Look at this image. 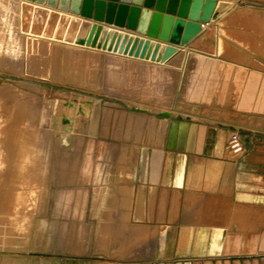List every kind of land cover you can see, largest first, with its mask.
Segmentation results:
<instances>
[{
  "label": "rangeland",
  "instance_id": "rangeland-1",
  "mask_svg": "<svg viewBox=\"0 0 264 264\" xmlns=\"http://www.w3.org/2000/svg\"><path fill=\"white\" fill-rule=\"evenodd\" d=\"M30 6L23 0H0V264H135L152 249L161 250L165 237L178 235L181 227L166 222L187 221L191 211L186 206L196 199L177 192L174 209L151 210L149 217L143 192L136 195L127 184L121 195L115 188L123 160L131 159L123 171L128 179L140 144L163 142L171 117L160 116L161 111L226 122L237 119L232 112L241 100L236 92L239 88L242 93V78L264 79V0H219L216 24L202 30L209 29L217 50L215 43L212 54L188 43L165 60L156 44L144 47L130 38L132 34L126 40L109 36L110 28L125 34L109 24ZM14 33L25 45L16 53L6 48ZM256 90L258 96L243 107L245 114L255 111V118L244 115L239 120L246 128L264 132V84ZM87 99L92 100L89 111L64 124V108ZM176 106L183 109L176 111ZM22 125L39 137L48 134V150L24 156L11 146L23 169L10 172L8 141ZM68 125L72 130L66 132ZM8 173L14 176L6 189ZM34 180L41 191L32 202ZM220 201L216 205L228 208L201 212L224 223L232 211ZM192 213L198 215L199 210ZM143 219L144 225L135 221ZM4 223L9 224L5 230ZM7 227H12V236L3 234ZM227 237L231 247L235 238L231 232Z\"/></svg>",
  "mask_w": 264,
  "mask_h": 264
},
{
  "label": "crops",
  "instance_id": "crops-1",
  "mask_svg": "<svg viewBox=\"0 0 264 264\" xmlns=\"http://www.w3.org/2000/svg\"><path fill=\"white\" fill-rule=\"evenodd\" d=\"M208 30L191 40L190 47L212 54L216 44L217 50V41L211 39ZM242 81V93L239 88L236 92L241 100L232 112L237 118L234 122L209 120L197 114L171 117L166 121L167 136L161 144H140L134 173L128 179L123 171H127L131 159L127 156L123 160L115 188L121 195L122 186L127 184L136 195L143 192L142 204L149 217L151 210L174 209L177 192L190 194V201L196 199L186 206L191 211L187 221L166 222L181 227L178 235L165 237L161 250L159 246L152 249L150 256L141 255L135 264H264V214L255 210H264V132L246 128L239 120L244 115L255 118V111L245 114V109L258 96L256 87H261L264 79L245 75ZM234 129L247 136L246 151L238 157L227 150L226 136ZM218 201L227 203L232 211L227 222H215L218 218L213 214L201 212L228 208L216 205ZM198 210V215L192 213ZM145 219L135 221L144 225ZM230 232L235 238L231 247L227 242Z\"/></svg>",
  "mask_w": 264,
  "mask_h": 264
},
{
  "label": "water",
  "instance_id": "water-1",
  "mask_svg": "<svg viewBox=\"0 0 264 264\" xmlns=\"http://www.w3.org/2000/svg\"><path fill=\"white\" fill-rule=\"evenodd\" d=\"M64 11L93 18L96 21L127 28L137 34L152 38L150 41L134 37L135 42L146 47L155 44L160 47V57L165 60L175 54L178 49L175 45L184 46L198 36L204 23L211 22L218 10V0H31ZM101 27L99 26L98 32ZM109 36L117 35L123 40L129 34L118 33L109 29ZM129 37V36H128ZM170 43L171 45H166ZM72 105V103H70ZM164 117L183 118L181 114L169 111L159 113ZM190 117V116H188ZM73 117H63L65 124L72 123ZM72 126L66 127V132Z\"/></svg>",
  "mask_w": 264,
  "mask_h": 264
},
{
  "label": "bare ground",
  "instance_id": "bare-ground-1",
  "mask_svg": "<svg viewBox=\"0 0 264 264\" xmlns=\"http://www.w3.org/2000/svg\"><path fill=\"white\" fill-rule=\"evenodd\" d=\"M23 2H25L26 4H30L31 6L33 5L34 7H39V8H42V9H45V10H48V11H54V12H57L58 14H60V16L61 15H67L69 18H78V19H84V18H87V17H84V16H82V15H78V14H75V13H72V12H70V11H64V10H61V9H59V8H55V7H51V6H48L47 4H42V3H38V2H36V1H31V0H23ZM29 6V5H28ZM27 6V7H28ZM30 6V7H31ZM21 8V7H20ZM30 9V8H29ZM21 10V9H20ZM36 10V9H35ZM38 11H39V9H37ZM37 11V12H38ZM35 13V12H34ZM40 13H41V11H40ZM39 13V14H40ZM43 13H45L46 14V11H44ZM37 14V13H36ZM38 14V15H39ZM53 14V13H52ZM41 15H42V13H41ZM46 16V15H45ZM38 17V16H37ZM49 17V16H48ZM46 17H44V19H45ZM39 19H41V18H39ZM64 19V18H63ZM62 19V20H63ZM78 19H76L77 20V22H79V20ZM90 19V18H89ZM56 20V19H55ZM24 21V20H23ZM52 21V20H51ZM68 21V20H67ZM46 22V21H45ZM56 22V21H55ZM58 22V21H57ZM65 23L64 24H66V20L64 21ZM77 22H75V23H77ZM41 23V22H40ZM53 23V22H52ZM24 24V23H23ZM54 24V23H53ZM58 24V23H57ZM81 24V23H80ZM214 24H216V20L215 19H213L211 22H209V23H204L203 24V26H204V28L205 27H207V26H211V25H214ZM48 25V24H47ZM55 25V24H54ZM69 25V24H68ZM70 25H71V23H70ZM110 25V24H109ZM23 26V25H22ZM49 26V25H48ZM60 26V25H59ZM75 26V25H74ZM78 26V25H77ZM77 26H75V29H76V27ZM111 26H113V27H115L116 29H118V30H120V32H123V33H128V34H132V35H138V36H142V37H144V38H146V39H151V40H153L152 38H148L147 36H143V35H140V34H137L136 32H134V31H130V30H128L127 28H121V27H117V26H115V25H111ZM20 27V26H19ZM28 27V26H27ZM64 27L65 26H63V29H64ZM73 27V26H72ZM16 28V27H15ZM55 28V27H54ZM71 28V27H70ZM78 28V27H77ZM10 29V28H9ZM11 29H12V27H11ZM19 29V28H18ZM45 29V28H44ZM56 29V28H55ZM74 29V30H75ZM53 30V29H52ZM57 30V29H56ZM203 30V29H202ZM9 31V30H8ZM16 30H14V32H15ZM64 31V30H63ZM68 31V30H67ZM71 30H69V33L71 34V32H70ZM13 32V31H12ZM41 32V31H40ZM40 32H39V34H40ZM50 32H51V29H50ZM60 32H62V31H60ZM65 32H66V30H65ZM74 32V31H73ZM62 33H64V32H62ZM62 33L60 34V33H58L59 35H62ZM68 33V32H67ZM17 34H19V33H17ZM30 34V33H29ZM32 34V33H31ZM57 34V35H58ZM73 34H75V33H73ZM12 35V34H11ZM14 36H12V39L10 40L9 39V37H8V39H9V46L7 45L6 46V48L8 47V50H11L10 52H12V51H14L15 53H16V49L20 46V44L22 45V40L20 39V41H19V39L18 38H16V36H15V33L13 34ZM58 35V36H59ZM76 35V34H75ZM1 36V35H0ZM10 36V35H9ZM38 36V35H37ZM67 36V35H66ZM69 36V35H68ZM19 37V36H18ZM47 37V36H46ZM50 37H51V34H50ZM63 37V36H62ZM61 37H59V39H60ZM7 39V38H6ZM8 39L6 40V41H8ZM51 39V38H50ZM54 39L56 40V36H54ZM58 39V38H57ZM143 39V38H142ZM1 40L2 39H0V42H1ZM63 40V39H62ZM71 39H69V41L66 39V41H68V42H72L73 43V41H74V38H73V41H70ZM29 41V40H28ZM29 42H31V40L29 41ZM41 42H42V40H41ZM67 42V43H68ZM24 43V42H23ZM28 43V42H27ZM64 43V42H63ZM66 43V42H65ZM1 44V43H0ZM69 44V43H68ZM30 45V44H29ZM166 45H171L170 43H166ZM187 45L188 44H186V45H184V46H181V45H179V46H177V45H175V47H181V48H183V47H187ZM1 46V45H0ZM25 45H22V47H24ZM37 46V45H36ZM4 47H5V44H4ZM4 47H3V49H4ZM41 47V46H40ZM39 47V48H40ZM46 47V46H45ZM54 47V46H53ZM90 47V46H89ZM26 48V47H25ZM44 49V48H43ZM18 50L19 51H21L19 48H18ZM24 49H22V51H23ZM66 50V48L64 49V51ZM18 51V52H19ZM35 51V50H34ZM39 51H40V49H39ZM48 51H49V49H48ZM58 51V50H57ZM4 52H6V51H4ZM14 52H13V54H14ZM25 52V51H24ZM43 52V51H42ZM45 53V52H44ZM60 53V52H59ZM91 53V52H90ZM8 54H10V53H8ZM7 54V55H8ZM4 55V54H3ZM17 55H19V54H17ZM38 55V54H37ZM49 55V54H48ZM12 56V55H11ZM22 56H24V54L22 55ZM53 56V55H52ZM69 56V55H68ZM9 57H10V55H9ZM55 57V56H54ZM66 57V56H65ZM13 58H14V56H13ZM18 58V57H17ZM81 58V57H80ZM22 59V58H21ZM56 59V58H55ZM75 59V58H74ZM82 60V59H81ZM29 61H30V59H29ZM34 61H35V59H34ZM38 61V60H37ZM75 61V60H74ZM44 62H45V60H44ZM91 62V61H90ZM91 64V63H90ZM53 66V65H52ZM92 71V70H91ZM95 72V71H94ZM92 73V72H91ZM95 75V74H94ZM90 77V76H89ZM93 78V77H92ZM94 79V78H93ZM12 96V95H11ZM14 100V99H13ZM25 101V100H24ZM68 102H70V101H68ZM91 102H92V100H90V99H87V100H85V101H83V102H78V103H76V107H70V106H66L65 108H64V115L66 116V117H73V120L75 119V117H77V114H82V113H86V112H88L89 111V108L91 107L90 105H91ZM31 103V102H30ZM29 104V103H28ZM32 104V103H31ZM68 105V104H67ZM31 106V105H30ZM72 106V105H71ZM76 108V109H75ZM27 109V108H26ZM182 110L183 108H181L180 106H176L175 107V110L177 111V110ZM27 111V110H26ZM74 111V112H73ZM166 111V110H165ZM161 112H163V111H161ZM169 112H172L173 114H174V112L173 111H169ZM31 114H32V110H31ZM30 114V117L32 116ZM175 114H180V113H175ZM63 115V116H64ZM83 115V114H82ZM182 115V114H181ZM24 116H25V114H24ZM25 118V117H24ZM73 120H72V122H73ZM65 124V123H64ZM27 126V125H26ZM26 126H24V125H22V126H19L18 128H17V126H16V128H17V131L15 132V137L13 138V139H11V140H7L8 141V148H7V152H6V156H7V158H10L11 160H13L12 162V164L10 165V164H8L7 165V167L9 166V171L10 172H13L14 170L13 169H15V170H22L23 169V165L18 161V160H21L20 158H18V153H15V154H13V152L11 151V146H14V147H17L16 149L17 150H21V152H24L23 154H24V156H26V154H27V152L28 153H31V152H35V153H37V151H47L48 150V139H49V137H48V134H44L43 133V135L44 136H41V137H39L37 134H36V132H34L33 130H31V129H29L28 127H26ZM50 133V132H49ZM10 135V134H9ZM12 137V136H11ZM8 138V137H7ZM9 139H10V136H9ZM60 140V139H59ZM61 141V140H60ZM7 145V144H6ZM42 154V153H41ZM31 155V154H30ZM20 157V156H19ZM42 157V156H41ZM38 161V160H37ZM17 162H19V163H17ZM15 163H16V168L14 167V165H15ZM24 167H25V165H24ZM14 174H15V172H14ZM14 174L13 173H8V178H7V182H6V184H7V187H6V189L7 188H9V183H10V181L12 180V177L14 176ZM33 175H34V173H33ZM34 179H35V176L33 177ZM41 179V178H40ZM2 187V186H1ZM24 187H25V185H24ZM40 188H41V186H40ZM26 189H28V188H26ZM29 190V189H28ZM38 190L39 191H41V189H39V181H37V180H34L33 182H32V184H31V186H30V195H31V198H30V200L33 202V201H36L37 200V198H39V192H38ZM1 191V190H0ZM6 192V191H5ZM30 197V196H29ZM4 198V197H3ZM35 204V203H34ZM33 204V205H34ZM28 205H29V201H28ZM27 207V206H26ZM33 208V207H32ZM1 210V209H0ZM21 210H22V208H21ZM5 211V210H4ZM11 211V210H10ZM19 211H20V209H19ZM28 211H29V209H28ZM2 213V212H1ZM4 213V212H3ZM7 213V212H6ZM28 214H30V213H28ZM1 216V215H0ZM16 216H17V214H16ZM21 216V215H20ZM24 216V215H23ZM23 216H22V218H23ZM26 216H27V214H26ZM25 216V217H26ZM10 217V216H9ZM2 218H3V216H2ZM1 218V219H2ZM18 218V217H17ZM7 218H5V220H6ZM4 220V219H3ZM8 220V219H7ZM19 220V219H18ZM2 221V220H1ZM16 221H17V219H16ZM15 222V221H14ZM19 223H20V221H19ZM6 225L7 224H5L4 223V225L3 226H5L4 227V230H5V228H6ZM8 227H9V224L7 225ZM17 226V225H16ZM2 227V226H1ZM8 227H7V232H5L4 230H3V232H5V233H3L4 235L6 234V233H9L10 234V236H12V233H13V229L11 230V228L12 227H10V229H8ZM18 227V226H17ZM39 227V226H38ZM3 229V228H2ZM1 229V230H2ZM15 229V228H14ZM0 230V231H1ZM15 233V232H14ZM127 233V232H126ZM132 234V233H131ZM1 235V234H0ZM4 236L2 235V238H3ZM7 237H8V234H7ZM10 238V237H9ZM6 238H4V240H5ZM9 240V239H8ZM59 244V243H58ZM8 263V262H7ZM12 264V263H11Z\"/></svg>",
  "mask_w": 264,
  "mask_h": 264
},
{
  "label": "built area",
  "instance_id": "built-area-1",
  "mask_svg": "<svg viewBox=\"0 0 264 264\" xmlns=\"http://www.w3.org/2000/svg\"><path fill=\"white\" fill-rule=\"evenodd\" d=\"M246 135L240 129L230 132L227 140V150L235 157L242 155L246 151Z\"/></svg>",
  "mask_w": 264,
  "mask_h": 264
}]
</instances>
